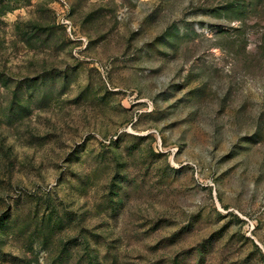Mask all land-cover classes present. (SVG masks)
I'll return each mask as SVG.
<instances>
[{
	"label": "rangeland",
	"instance_id": "obj_1",
	"mask_svg": "<svg viewBox=\"0 0 264 264\" xmlns=\"http://www.w3.org/2000/svg\"><path fill=\"white\" fill-rule=\"evenodd\" d=\"M0 264H264V0H0Z\"/></svg>",
	"mask_w": 264,
	"mask_h": 264
}]
</instances>
